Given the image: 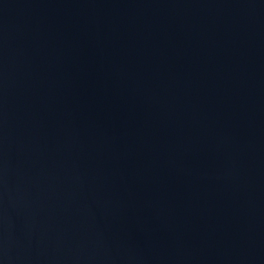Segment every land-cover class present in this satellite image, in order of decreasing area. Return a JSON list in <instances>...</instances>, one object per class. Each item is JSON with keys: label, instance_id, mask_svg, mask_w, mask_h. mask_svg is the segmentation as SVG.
Listing matches in <instances>:
<instances>
[{"label": "water", "instance_id": "95a60500", "mask_svg": "<svg viewBox=\"0 0 264 264\" xmlns=\"http://www.w3.org/2000/svg\"><path fill=\"white\" fill-rule=\"evenodd\" d=\"M0 264H264V0H0Z\"/></svg>", "mask_w": 264, "mask_h": 264}]
</instances>
